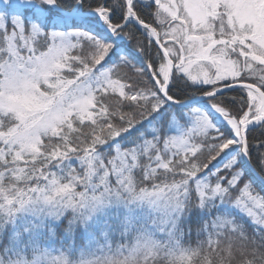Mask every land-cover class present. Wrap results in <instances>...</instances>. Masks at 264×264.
I'll list each match as a JSON object with an SVG mask.
<instances>
[{
	"label": "snow or ice",
	"instance_id": "6c2138e0",
	"mask_svg": "<svg viewBox=\"0 0 264 264\" xmlns=\"http://www.w3.org/2000/svg\"><path fill=\"white\" fill-rule=\"evenodd\" d=\"M0 264H264V0H0Z\"/></svg>",
	"mask_w": 264,
	"mask_h": 264
}]
</instances>
